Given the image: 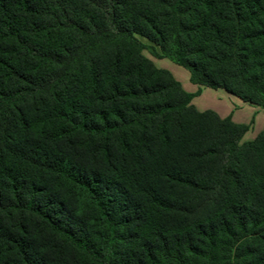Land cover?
Returning a JSON list of instances; mask_svg holds the SVG:
<instances>
[{"label":"trees","instance_id":"trees-1","mask_svg":"<svg viewBox=\"0 0 264 264\" xmlns=\"http://www.w3.org/2000/svg\"><path fill=\"white\" fill-rule=\"evenodd\" d=\"M201 87L264 112V0H0V264H264V130Z\"/></svg>","mask_w":264,"mask_h":264},{"label":"rangeland","instance_id":"rangeland-1","mask_svg":"<svg viewBox=\"0 0 264 264\" xmlns=\"http://www.w3.org/2000/svg\"><path fill=\"white\" fill-rule=\"evenodd\" d=\"M137 37L145 43V47L142 49V54L152 59L156 66H169L172 67L175 66L178 69H182L184 72H188L184 67L175 64L168 58H164V60H161L160 58L163 57H156L152 54V49L155 48L158 50V47L154 45L151 41L147 40L146 38L137 35ZM193 104L195 107L199 109L204 108H212L216 105H227V106H235L239 102V98L227 94L222 89L215 90L208 88L205 91H203L200 95H197L193 99ZM236 117H238L241 121L246 120L248 129L243 134V136L240 139V142L247 141L253 139L260 131H263L264 129V118L262 116L264 115L263 111H261V114L256 115L255 123H253V111L251 109V106H244L243 108H238L237 111H235ZM264 117V116H263ZM253 123V124H252Z\"/></svg>","mask_w":264,"mask_h":264},{"label":"crops","instance_id":"crops-1","mask_svg":"<svg viewBox=\"0 0 264 264\" xmlns=\"http://www.w3.org/2000/svg\"><path fill=\"white\" fill-rule=\"evenodd\" d=\"M165 57L160 58L161 60H164ZM152 60V59H151ZM153 61V60H152ZM154 63V61H153ZM155 64V63H154ZM176 64V63H175ZM166 65V64H165ZM158 66V67H162L165 69H168L172 75L174 76V78H176L180 84L182 85V87L188 91V92H195L198 88V86L196 84H193L189 81V74L188 72H184L182 71V69H178L177 67L173 66L169 67V66ZM209 87H201L200 91L198 94L194 95L191 99V103L193 104V99L194 97H196L197 95H200L203 91H205L206 89H208ZM213 89V88H211ZM222 88H215V90H220ZM223 90V89H222ZM224 91V90H223ZM226 92V91H224ZM227 93V92H226ZM229 94V93H227ZM232 95V94H230ZM234 96V95H233ZM236 97V96H235ZM238 98V97H237ZM194 105V104H193ZM251 106V109L253 111L252 117H253V123H255V119H256V115L261 114L260 112L262 111L261 108L257 105L254 104H250L248 102L242 101L241 99H239V102L237 104H235V106H227V105H216L215 107L212 108H204V109H212L214 110L220 117H226V116H230L231 120L237 123H242V124H247L246 120L241 121L238 117H236V113L235 111H237L238 108H243L244 106ZM197 108V107H196ZM198 110H204V109H199ZM264 113V112H263ZM264 116V115H263ZM262 116V118H264ZM252 123V124H253ZM264 130V129H263Z\"/></svg>","mask_w":264,"mask_h":264}]
</instances>
